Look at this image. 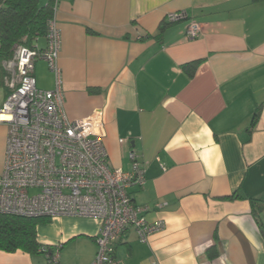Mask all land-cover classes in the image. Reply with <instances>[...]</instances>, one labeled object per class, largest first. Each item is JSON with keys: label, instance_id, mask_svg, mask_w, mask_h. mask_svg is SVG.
I'll list each match as a JSON object with an SVG mask.
<instances>
[{"label": "crops", "instance_id": "crops-1", "mask_svg": "<svg viewBox=\"0 0 264 264\" xmlns=\"http://www.w3.org/2000/svg\"><path fill=\"white\" fill-rule=\"evenodd\" d=\"M181 11L203 25L200 37L168 19ZM56 20L68 117L103 112L110 165L132 170L136 153L146 181L131 196L149 207L148 222L166 223L148 241L129 228L113 264H264L254 212L264 224V209L252 203L264 200V0H59ZM35 76L55 87L45 60ZM6 77L1 64L0 108ZM7 135L0 123V175ZM100 229L95 218L59 216L37 234L62 245L60 264H91ZM0 264L49 263L0 249Z\"/></svg>", "mask_w": 264, "mask_h": 264}, {"label": "built area", "instance_id": "built-area-1", "mask_svg": "<svg viewBox=\"0 0 264 264\" xmlns=\"http://www.w3.org/2000/svg\"><path fill=\"white\" fill-rule=\"evenodd\" d=\"M59 0L49 20L43 51L19 45L4 63L8 94L0 108V123L8 126L6 154L0 175V212L25 217L86 216L101 221L97 253L91 264H113L115 243L129 228L141 241L165 229L145 217L148 206L137 205L131 188L145 184V169L131 153L132 170L110 165L103 112L71 120L66 111L59 56L62 31L56 20ZM170 21L187 20L186 38L196 39L203 25L185 11ZM45 60L55 74V87H38L35 66ZM31 190H36L31 193ZM61 244L43 246L49 264H60ZM51 250H50V249Z\"/></svg>", "mask_w": 264, "mask_h": 264}, {"label": "trees", "instance_id": "trees-1", "mask_svg": "<svg viewBox=\"0 0 264 264\" xmlns=\"http://www.w3.org/2000/svg\"><path fill=\"white\" fill-rule=\"evenodd\" d=\"M54 6L55 0H0V65L2 64L4 69V63L13 59L19 45L36 47L39 51L46 48L41 47L40 41L45 39L47 45L48 24L54 13ZM189 66L195 67L194 64ZM259 114V111L254 114L253 125L256 124ZM239 197L242 196L233 193L227 198ZM252 203L254 208L258 204L261 207L259 210L264 209V200L253 199ZM254 212L264 237V224L259 211L254 209ZM48 218L0 212V249L8 252L24 250L37 253L45 245L50 247L49 244L40 243L37 234V225L48 221Z\"/></svg>", "mask_w": 264, "mask_h": 264}, {"label": "rangeland", "instance_id": "rangeland-1", "mask_svg": "<svg viewBox=\"0 0 264 264\" xmlns=\"http://www.w3.org/2000/svg\"><path fill=\"white\" fill-rule=\"evenodd\" d=\"M5 69H6V72L10 73L9 70H8L7 68H5ZM8 73H7V74H8ZM35 192H36V190H31V193H32V194L35 193ZM96 253H97V251H96ZM43 255H44V254H43ZM44 256H45V255H44ZM95 256H96V254H95ZM94 258H95V257H94Z\"/></svg>", "mask_w": 264, "mask_h": 264}]
</instances>
